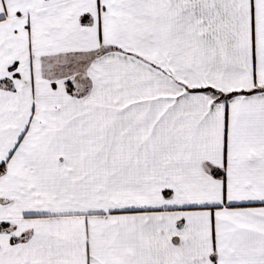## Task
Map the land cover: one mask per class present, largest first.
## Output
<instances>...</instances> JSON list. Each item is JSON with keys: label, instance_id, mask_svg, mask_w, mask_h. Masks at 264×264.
<instances>
[{"label": "snow or ice", "instance_id": "snow-or-ice-1", "mask_svg": "<svg viewBox=\"0 0 264 264\" xmlns=\"http://www.w3.org/2000/svg\"><path fill=\"white\" fill-rule=\"evenodd\" d=\"M0 264H264V0H0Z\"/></svg>", "mask_w": 264, "mask_h": 264}]
</instances>
